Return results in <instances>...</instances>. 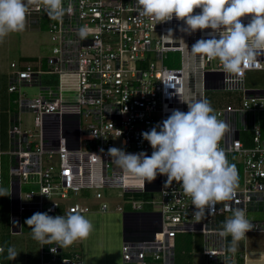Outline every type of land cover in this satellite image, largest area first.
Wrapping results in <instances>:
<instances>
[{"label": "built area", "instance_id": "obj_1", "mask_svg": "<svg viewBox=\"0 0 264 264\" xmlns=\"http://www.w3.org/2000/svg\"><path fill=\"white\" fill-rule=\"evenodd\" d=\"M63 6L68 9L63 18L52 20L42 6L28 5L27 23L48 24L53 41L52 53L46 57L49 68H43V59L39 65L30 61L10 64L8 90L17 95L13 98L16 107L9 113L8 150L2 149L0 137V187L7 160L13 231L22 229L21 215L26 211L53 217L68 212L85 215L91 209L88 205L68 201L82 189L98 188V198L103 196L101 187L157 191L151 200L133 198V210L126 211L124 262L176 264L178 234L198 231L204 234L206 264H264V250L253 251L257 256L252 260L245 246L229 254L231 236H220L224 221L236 208L244 210L253 225L246 238L250 232L264 231V214H251L264 210V88L245 85L248 70L264 69V56L258 58L259 67L245 69L242 79L226 84L219 61L213 65L214 60L191 53L197 40L210 38L211 29L187 35L180 31L186 26L184 21L175 17L146 27L148 20L138 15L136 0H63ZM200 11L195 9L194 14ZM250 19L241 18L245 25ZM52 72L58 74L57 89L43 86V74ZM33 84L41 85L43 92L33 97L22 94L23 85ZM208 87L243 92L239 103L231 100L214 109L218 119L229 126L219 147L236 166L239 186L232 201L217 204L197 222L194 206L180 183L165 185L163 175L144 183L121 169L107 150L115 147L151 156L153 149L141 134L162 126L174 109L187 112L181 99H204ZM27 110L35 113L38 132L23 126L22 112ZM83 117L88 121L86 127ZM24 184L35 186L25 192L27 200L22 199ZM146 202L154 209L143 210ZM108 207L103 201L99 209ZM117 208L123 210L121 205ZM78 246L77 242L64 249L40 244L41 264H84Z\"/></svg>", "mask_w": 264, "mask_h": 264}, {"label": "clouds", "instance_id": "obj_2", "mask_svg": "<svg viewBox=\"0 0 264 264\" xmlns=\"http://www.w3.org/2000/svg\"><path fill=\"white\" fill-rule=\"evenodd\" d=\"M30 4L42 6L52 20L62 19L68 11L63 0H0V43L10 34L25 30ZM135 7L138 15L148 20L146 27L149 28L175 17L184 21L186 26L180 31L187 35L211 29L210 38L197 40L191 53L194 57L218 60L226 84L242 79L245 69L261 64L258 58L264 56V0H136ZM195 9L201 11L194 14ZM247 16L251 19L245 25L241 18ZM79 34L83 38L85 30L81 28ZM181 101L187 104V112L174 109L162 121V126L158 124L141 134L153 149L151 156L145 152L126 153L115 147L109 148L107 154L115 157L121 169L144 183H151L158 175L167 177L165 185L173 181L180 183L199 222L206 213L214 211L217 204L236 197L239 176L236 166L228 162L219 147L229 126L218 119L209 101ZM7 195V190L0 188V196ZM224 206L229 208L227 203ZM25 224L31 229L32 238L41 245L55 244L62 249L88 239L93 231L92 222L79 212L55 217L47 212H36ZM252 229L245 211L233 209L220 232L221 237L231 236L226 252L235 254L239 242ZM4 251L0 247V254ZM51 251L55 252L56 248ZM18 254L15 247L7 248L8 260H15Z\"/></svg>", "mask_w": 264, "mask_h": 264}, {"label": "rangeland", "instance_id": "obj_3", "mask_svg": "<svg viewBox=\"0 0 264 264\" xmlns=\"http://www.w3.org/2000/svg\"><path fill=\"white\" fill-rule=\"evenodd\" d=\"M53 41L50 37L48 24L44 21L41 24H29L26 22V28L21 33H13L0 43V59L3 64V72L0 75V110H1V147L4 151L9 149V113L10 110L16 107L13 98L16 93H11L8 90V74L11 71V62L30 61L34 65H39V61L43 59V68L48 69L46 57L52 53ZM35 57V58H33ZM38 60V63H37ZM218 60H214L213 65H217ZM211 66V65H209ZM43 86H50L57 89L58 74L44 73L42 76ZM245 85L248 88H264V69L248 70L245 78ZM43 88L39 84L23 85L21 92L25 96H37L43 92ZM243 95L242 90H228L224 88H206L204 91V99L211 103L213 109L225 105L233 100L239 103ZM35 113L31 110L22 112L23 126L30 128L34 132H38V127L34 124ZM87 120L82 119L83 127H86ZM86 148V143H83ZM7 154H4L6 158ZM5 178L4 184L0 188L7 190V196H0V244L5 248L4 253L0 258V264H41L40 243L32 238L31 229L25 224V220L30 218L36 212H24L21 215L22 229L19 232H14L12 227L13 210L12 199L9 186V171L7 160H4ZM31 187V184H24L22 199L27 200L25 192ZM98 188H86L72 194L68 201L79 202L83 205H88L91 209L87 214H92L94 222L93 231L88 239L77 241L78 248L82 253V258L85 255L92 260L96 259L98 264H111L115 259L119 260V254H115L117 243L122 249L124 241V224L125 212L133 210L131 201L133 198L142 199L143 201L151 200L158 196L157 191H147L141 196H125V191L120 187H101L103 196L98 198L96 191ZM147 199V200H146ZM103 201L109 203L106 210H100V205ZM121 205L123 210H118L117 206ZM154 207L146 202L143 210H152ZM85 213V217L87 216ZM252 215L262 216L264 210L255 211ZM100 221V222H99ZM102 235V236H101ZM94 244L97 246V253L94 252ZM15 247L19 253L15 260L7 259V248ZM246 247L249 250L250 260L257 256L258 250H264V231L250 232L246 240L240 241L238 247ZM204 234L198 231H190L179 233L176 240V264H206L203 255ZM85 254V255H84ZM123 255V254H122ZM53 264H59L53 261ZM113 264V263H112ZM123 264H131L124 262ZM150 264H159L157 261H151Z\"/></svg>", "mask_w": 264, "mask_h": 264}, {"label": "crops", "instance_id": "obj_4", "mask_svg": "<svg viewBox=\"0 0 264 264\" xmlns=\"http://www.w3.org/2000/svg\"><path fill=\"white\" fill-rule=\"evenodd\" d=\"M89 212V211H88ZM87 214V213H86ZM86 218H88L92 223L94 222V220L93 219H95V218H93V215L92 214H87V216H86ZM100 222V221H99ZM125 226L126 227H128V218L126 217V215H125V224H124V230H125ZM102 236V235H101ZM124 239H125V232H124ZM120 242L121 241H119V243H117V245H116V248H115V254L114 255H116L117 253L119 254L118 256H119V260L118 259H115L113 262H111V264L113 263V264H123V255H122V249H121V247L119 248L118 247V245L120 244ZM79 244V243H78ZM120 246V245H119ZM94 252L95 253H97V246H96V244H94ZM5 249V248H4ZM85 255V254H84ZM83 261H84V264H98V263H96L97 262V260L96 259H94V260H92L91 258H89L88 257V260H87V255H85V258H84V256H83Z\"/></svg>", "mask_w": 264, "mask_h": 264}, {"label": "trees", "instance_id": "obj_5", "mask_svg": "<svg viewBox=\"0 0 264 264\" xmlns=\"http://www.w3.org/2000/svg\"><path fill=\"white\" fill-rule=\"evenodd\" d=\"M176 53V56L178 55L177 52ZM173 53V54H175ZM228 103V102H227ZM145 193L147 192H142V191H125V196H133V197H136V196H141V195H144Z\"/></svg>", "mask_w": 264, "mask_h": 264}, {"label": "water", "instance_id": "obj_6", "mask_svg": "<svg viewBox=\"0 0 264 264\" xmlns=\"http://www.w3.org/2000/svg\"><path fill=\"white\" fill-rule=\"evenodd\" d=\"M126 213H127V212H125V215H126ZM126 228H127V227L125 226V230H124V232H125V238H126V232H127V231H126ZM20 230H21L20 228L14 229V231H20Z\"/></svg>", "mask_w": 264, "mask_h": 264}]
</instances>
